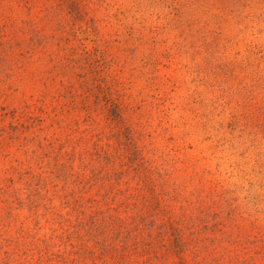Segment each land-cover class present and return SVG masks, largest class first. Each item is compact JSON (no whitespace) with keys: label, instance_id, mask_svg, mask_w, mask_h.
<instances>
[{"label":"rangeland","instance_id":"1","mask_svg":"<svg viewBox=\"0 0 264 264\" xmlns=\"http://www.w3.org/2000/svg\"><path fill=\"white\" fill-rule=\"evenodd\" d=\"M150 214L264 264V0H0V264H121Z\"/></svg>","mask_w":264,"mask_h":264},{"label":"trees","instance_id":"2","mask_svg":"<svg viewBox=\"0 0 264 264\" xmlns=\"http://www.w3.org/2000/svg\"><path fill=\"white\" fill-rule=\"evenodd\" d=\"M151 216L152 214L143 216L142 218L139 217V221H135L134 223L133 231L127 236L128 238H134V242L132 243L135 245V249L133 250L126 244L125 247L127 250L124 249L126 252H122L121 256H119L120 253L117 251V248H115L113 254L120 257L121 264H173L171 261L173 258L178 259L177 264H187V256L193 252L191 249H193L194 244H197L196 247H198L199 243L194 241L193 238L187 239L184 229L179 228L172 220H169L165 224H170L167 226H171L174 231L175 238L173 242L161 244L160 246L155 245L152 240H149L148 237H145L141 233L146 227L148 228V221ZM153 225L155 226V224ZM172 225H175L177 231H175ZM164 226L162 225L161 227L163 228ZM189 228H193V226L190 225Z\"/></svg>","mask_w":264,"mask_h":264}]
</instances>
